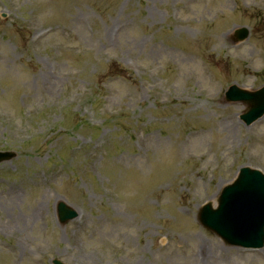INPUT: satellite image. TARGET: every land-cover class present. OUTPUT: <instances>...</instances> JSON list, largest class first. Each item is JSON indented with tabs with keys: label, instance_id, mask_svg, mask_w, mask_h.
<instances>
[{
	"label": "rangeland",
	"instance_id": "obj_1",
	"mask_svg": "<svg viewBox=\"0 0 264 264\" xmlns=\"http://www.w3.org/2000/svg\"><path fill=\"white\" fill-rule=\"evenodd\" d=\"M257 57L264 0H0V264H264L196 221L264 172V116L223 100Z\"/></svg>",
	"mask_w": 264,
	"mask_h": 264
},
{
	"label": "water",
	"instance_id": "obj_2",
	"mask_svg": "<svg viewBox=\"0 0 264 264\" xmlns=\"http://www.w3.org/2000/svg\"><path fill=\"white\" fill-rule=\"evenodd\" d=\"M260 95H264V90L260 92L257 97ZM264 108V104L258 106L254 111V118L259 116ZM13 156V154L7 153V154H0V161L2 160H8ZM256 181L259 183L255 185L254 188L250 190L249 200L251 201H259V205L264 203V178L257 176ZM247 207H249L248 204H246ZM240 208H237L235 215L239 212ZM210 212V211H209ZM210 214H213V216L206 222L209 224L208 226L214 227L217 230H219L218 234L222 236V234L225 236V239L230 242H236L237 244L241 245H251V244H261L259 240H254L252 238V230L253 228H256V231L258 232L262 221L264 219V213L262 216H260L258 220V213H255L256 217L254 218V223L251 222V220H248L246 222L238 223L235 215L232 217H227V215L221 210H217L216 212H210ZM73 214L70 210H68L63 205H59V218L61 222H65L72 218ZM261 233V231L259 232ZM223 237V236H222ZM229 238V239H228ZM233 241V242H231ZM233 243V244H236ZM54 264H59L58 262H54Z\"/></svg>",
	"mask_w": 264,
	"mask_h": 264
},
{
	"label": "clouds",
	"instance_id": "obj_3",
	"mask_svg": "<svg viewBox=\"0 0 264 264\" xmlns=\"http://www.w3.org/2000/svg\"><path fill=\"white\" fill-rule=\"evenodd\" d=\"M220 44L223 45L224 47H227V44L224 43L223 39H221ZM245 51H247V49H245ZM254 63L256 65V67H262L264 66V60L260 59V58H256L254 60ZM245 84L246 87H253L254 86V78H245Z\"/></svg>",
	"mask_w": 264,
	"mask_h": 264
},
{
	"label": "bare ground",
	"instance_id": "obj_4",
	"mask_svg": "<svg viewBox=\"0 0 264 264\" xmlns=\"http://www.w3.org/2000/svg\"><path fill=\"white\" fill-rule=\"evenodd\" d=\"M225 123H227L226 120H225ZM184 146H185V144L183 142H181L180 145L176 147V151L178 154H181L182 152H184V150H183ZM178 157H179V155H178ZM214 198H215V195H213V197L211 199H214Z\"/></svg>",
	"mask_w": 264,
	"mask_h": 264
}]
</instances>
